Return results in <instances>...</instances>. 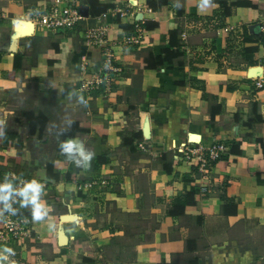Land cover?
Listing matches in <instances>:
<instances>
[{
	"label": "crops",
	"instance_id": "1",
	"mask_svg": "<svg viewBox=\"0 0 264 264\" xmlns=\"http://www.w3.org/2000/svg\"><path fill=\"white\" fill-rule=\"evenodd\" d=\"M54 2L0 0V185H42L40 219L31 190L11 209L32 233L17 264H264V0H80L72 30L34 21ZM100 25L119 71L83 91L81 65L99 71L104 54L84 33ZM191 141L228 146L205 190L177 150Z\"/></svg>",
	"mask_w": 264,
	"mask_h": 264
},
{
	"label": "built area",
	"instance_id": "2",
	"mask_svg": "<svg viewBox=\"0 0 264 264\" xmlns=\"http://www.w3.org/2000/svg\"><path fill=\"white\" fill-rule=\"evenodd\" d=\"M80 0H55L45 12L37 13L34 21L47 29L55 30H72L75 29L79 22L83 20V15L79 9ZM111 12L119 17H124L128 14L127 11L119 7H115ZM106 17V16H105ZM261 30L264 31V25L261 26ZM138 33L126 38L127 44H140L142 42V29L137 28ZM106 32L105 25L97 27H91L84 33L85 44L87 47H102L104 48L103 59L99 71H90L87 62H84L80 69L85 79L82 81L81 87L83 91H89L98 89L103 86H111L114 83L115 74L119 69L115 66V56L113 52L106 47ZM91 77L88 79V77ZM254 86L257 89H264V66L259 76L254 77ZM141 148L144 147V143L140 144ZM181 157L187 164L195 165L198 172L201 175L199 181L202 186V190H205L203 184H206L208 176L212 169V164L221 159L222 156L228 150V146L224 142H216L212 145L205 146L201 142L191 141L182 144L177 148ZM95 182L80 183V189H91ZM45 188V186H43ZM22 184L15 186V190L9 195L7 201L2 199L4 195H0V202L10 205L9 211L6 212L4 227L0 230V244L8 245L7 248L12 251L5 252L4 257L8 264H17V251L15 245L22 243L23 240L31 238L32 233L25 225L24 219L17 218L13 215L11 209L18 206L22 194Z\"/></svg>",
	"mask_w": 264,
	"mask_h": 264
},
{
	"label": "clouds",
	"instance_id": "3",
	"mask_svg": "<svg viewBox=\"0 0 264 264\" xmlns=\"http://www.w3.org/2000/svg\"><path fill=\"white\" fill-rule=\"evenodd\" d=\"M75 143L76 142L69 140L66 143H63L61 147L63 151L71 153L73 151V147ZM81 155L84 156L85 161H87L90 158L89 155H86L83 152L81 153ZM41 187L42 185L39 184L36 180H32L30 182H27L26 186L22 189V192H21V194L25 195L26 197L28 196V193L30 190L34 193L30 197V199L34 204L35 219H40L42 216V212H41L42 206L37 199L38 194L41 190ZM11 191H12V185L10 183H5V184L0 185V192L5 193V195L2 197V199H4L5 201L8 200L9 195L11 194ZM25 203H27V200L25 201ZM9 207L10 205H7V204L5 205V208H9ZM4 251L9 252V251H12V249L5 248ZM4 258L6 259L7 257H4Z\"/></svg>",
	"mask_w": 264,
	"mask_h": 264
},
{
	"label": "trees",
	"instance_id": "4",
	"mask_svg": "<svg viewBox=\"0 0 264 264\" xmlns=\"http://www.w3.org/2000/svg\"><path fill=\"white\" fill-rule=\"evenodd\" d=\"M170 34H171L170 36H171V44H172L173 40H174V37H176V35H177V31L173 30V31H171ZM261 42H262V44H264V34L261 37ZM179 50L180 49L178 48V50L175 51L174 53L172 51L168 50L167 53H166V59L169 60V61H172L173 57H175L177 55L176 52H180ZM249 50L256 51V50H258V48L257 47L250 48ZM60 148L62 149V147H60ZM71 153H72L73 156H77V151H76L75 148H73V151ZM223 157L224 156H222L221 158H223ZM178 201H179V203H181L182 208L186 207L187 205L195 204V199H194L193 192L187 193V195L185 196L184 200L182 198H178L175 202H178ZM169 213L171 215H175L176 212L173 209H171L169 211ZM15 214H16V216H20V217H23V216H30L31 217V213L29 211L28 212H24L23 210L18 209V208L15 209Z\"/></svg>",
	"mask_w": 264,
	"mask_h": 264
},
{
	"label": "water",
	"instance_id": "5",
	"mask_svg": "<svg viewBox=\"0 0 264 264\" xmlns=\"http://www.w3.org/2000/svg\"><path fill=\"white\" fill-rule=\"evenodd\" d=\"M25 27H26V28H25V31H22V33H25V34H31V33H33V30H34L35 24H34V22H32V21H28V22L26 23V26H25ZM257 71L261 72V71H262V68H260V69H253L254 74H255V72H257ZM259 75H260V74H259ZM259 75H256V76H259ZM193 139L195 140L196 138L194 137Z\"/></svg>",
	"mask_w": 264,
	"mask_h": 264
}]
</instances>
